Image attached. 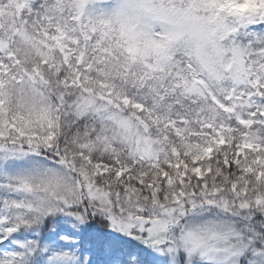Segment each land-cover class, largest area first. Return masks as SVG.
<instances>
[{
	"label": "snow or ice",
	"instance_id": "snow-or-ice-1",
	"mask_svg": "<svg viewBox=\"0 0 264 264\" xmlns=\"http://www.w3.org/2000/svg\"><path fill=\"white\" fill-rule=\"evenodd\" d=\"M0 264H264V0H0Z\"/></svg>",
	"mask_w": 264,
	"mask_h": 264
},
{
	"label": "clouds",
	"instance_id": "clouds-1",
	"mask_svg": "<svg viewBox=\"0 0 264 264\" xmlns=\"http://www.w3.org/2000/svg\"><path fill=\"white\" fill-rule=\"evenodd\" d=\"M250 7H252V5L248 2H242L237 8V11H244L246 9H249Z\"/></svg>",
	"mask_w": 264,
	"mask_h": 264
}]
</instances>
